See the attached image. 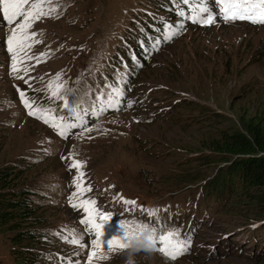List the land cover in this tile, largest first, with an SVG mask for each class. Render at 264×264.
I'll list each match as a JSON object with an SVG mask.
<instances>
[{"label":"rangeland","instance_id":"1","mask_svg":"<svg viewBox=\"0 0 264 264\" xmlns=\"http://www.w3.org/2000/svg\"><path fill=\"white\" fill-rule=\"evenodd\" d=\"M50 4L57 11L29 29L37 35L31 48L17 54L18 71L6 38L23 17L8 24L0 5V166L17 167L21 183L46 208L58 246L53 264H87L94 239H102L99 252L107 259L94 258L93 264H125L127 248L113 245L108 252V242L124 238L122 221L154 228L160 206L172 218L169 229L178 233L173 239L189 241L188 250L172 260L160 253L158 240L156 251L133 255L136 264H264V219L253 210L236 214L230 209L234 199L208 193L225 166L207 161L209 138L264 108V24L225 22L220 15L211 25L191 24L163 16L153 0ZM143 11L171 19L161 47L138 73H116L111 56L130 49L127 32L133 35L140 17L149 18ZM172 31L178 34L168 39ZM50 81L61 86L55 97ZM21 92L33 107L77 126L59 135L29 115ZM73 158L83 162L91 188L84 198L110 214L106 222L97 217L102 237L86 231L80 223L86 213L70 202L79 174ZM195 201L197 210H187ZM136 208L139 216L127 218ZM256 228L262 239L250 241ZM73 232L84 247L71 242ZM0 264H13L1 233Z\"/></svg>","mask_w":264,"mask_h":264},{"label":"trees","instance_id":"2","mask_svg":"<svg viewBox=\"0 0 264 264\" xmlns=\"http://www.w3.org/2000/svg\"><path fill=\"white\" fill-rule=\"evenodd\" d=\"M153 1L161 6L159 9L165 13L163 16L170 15L177 20L205 25L193 23L189 18L193 14L192 9L198 6L194 0H189L188 4H184L183 0ZM202 2L205 0L199 3ZM210 5L212 6L209 9L220 15L215 0ZM143 12L149 18L140 17L141 22L135 24L137 31L133 35L130 30L127 32L130 49L122 47L117 52L118 57L116 54L111 56L116 73L123 72L124 68L138 73L142 66L147 65L151 55L161 47L165 28L169 26L167 21L171 19ZM207 15L201 13L200 18L206 19ZM217 132V137L209 138L212 144L209 149L212 152L207 156V161L223 163L225 169H219V176L213 181L208 193L222 199H234L235 203L230 205V209L236 214L253 210L259 218L264 219V108L255 115L238 119L237 124L232 123L226 131ZM21 179L17 167L9 164L0 166V233L7 237L13 264H53V250L58 246L50 232L51 223L46 216L47 210L35 201L37 193L24 186ZM199 205L195 201L186 209L192 212ZM128 212L129 210H125V213ZM137 213L135 209L128 213L127 218H133V214ZM159 213L161 216L154 224L158 236L170 231L168 221H172L165 214L164 206H160ZM258 232L259 229L256 228L254 234L250 233L249 240L262 239L259 237L261 232ZM158 245L161 247L160 243Z\"/></svg>","mask_w":264,"mask_h":264},{"label":"snow or ice","instance_id":"3","mask_svg":"<svg viewBox=\"0 0 264 264\" xmlns=\"http://www.w3.org/2000/svg\"><path fill=\"white\" fill-rule=\"evenodd\" d=\"M184 4H188L189 0H183ZM215 3L219 6V14L225 22H233L236 20H246L250 23L264 24V0H215ZM2 5V14L8 24H14L17 18L23 17V22L12 28L10 34L6 38L8 45V51L13 53V71H18L17 65L22 62V58L16 59L19 52H23L27 48L32 47V41L37 35L36 32H30L34 22L40 20L43 17H50L57 11L56 7L50 4V0H0ZM192 15L189 17L193 23H202L205 25H211L215 23L217 15L207 7L206 0L204 3L198 4L197 7L192 9ZM201 13H207V18H200ZM183 28V25H181ZM178 33L172 31L169 33L168 39H172L174 35ZM59 80V75L56 77V81ZM56 81L49 82V89L52 91V96L55 97L59 94L61 86ZM21 99L25 107L29 110V115L37 116L43 119L44 123L49 124L51 127L58 131V134L65 136L68 128L76 127L73 123L65 124L62 122L63 118L57 120V118L51 113L50 109H41L33 107V104L26 97L25 93H20ZM67 108V105H66ZM75 115V111H74ZM71 167L78 170V176L74 180L76 192L73 193L71 198L72 206L76 209L82 210L86 213V217L80 221L85 226L86 231L89 233L95 232L96 236L102 237L103 224L97 222V217L102 221H107L110 218V214L100 213L96 207V201L94 199L84 198L85 193L90 192L91 188L87 187L84 183V172L82 171L84 165L83 162L72 159ZM125 204L134 205L136 202L124 199ZM155 213L149 212V215ZM139 227L141 224H136ZM124 238H113L108 242V252L113 251V245H116L118 249H125L129 246V237L127 232L124 233ZM178 233L174 231H168L167 234L158 236L161 247L158 249L161 254L175 260L178 256L182 255L188 250L189 241H177L174 240V236ZM73 244H78L81 247L84 245L81 243V238L77 237L73 232ZM103 245L102 239H94L91 242V252L87 257V264H93V259L101 261L107 259V256L99 252V249Z\"/></svg>","mask_w":264,"mask_h":264},{"label":"clouds","instance_id":"4","mask_svg":"<svg viewBox=\"0 0 264 264\" xmlns=\"http://www.w3.org/2000/svg\"><path fill=\"white\" fill-rule=\"evenodd\" d=\"M121 228L129 237L128 257L125 264H136L133 255L139 251L151 253L157 250L158 235L150 224H141L137 227L122 221Z\"/></svg>","mask_w":264,"mask_h":264}]
</instances>
